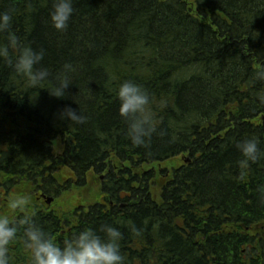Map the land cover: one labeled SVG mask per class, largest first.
I'll return each instance as SVG.
<instances>
[{
    "label": "trees",
    "instance_id": "1",
    "mask_svg": "<svg viewBox=\"0 0 264 264\" xmlns=\"http://www.w3.org/2000/svg\"><path fill=\"white\" fill-rule=\"evenodd\" d=\"M53 3L0 0L13 17L12 59L23 46L43 50L38 67L50 73L32 87L0 58V215L22 217L7 205L27 197V214L61 247L112 225L125 264H264V236L253 233L264 223V156L241 169L237 147L255 137L264 153V0H73L64 31L52 26ZM66 64L72 85L53 97ZM128 80L150 96L146 147L119 113ZM66 105L86 121H61ZM62 167L73 174L63 182ZM90 171L100 188L56 210ZM9 264H32L23 228Z\"/></svg>",
    "mask_w": 264,
    "mask_h": 264
},
{
    "label": "clouds",
    "instance_id": "2",
    "mask_svg": "<svg viewBox=\"0 0 264 264\" xmlns=\"http://www.w3.org/2000/svg\"><path fill=\"white\" fill-rule=\"evenodd\" d=\"M73 0H54L51 12L52 26L58 31H64L73 15ZM13 17L5 11L0 12V33H8V44H0V58L8 60L14 71L27 79L32 87L43 84L50 75L46 68L38 67L44 59V51H36L31 46H23L19 55L13 60L10 46L17 44V37L10 31ZM65 73L57 77V84L48 89L49 94L56 98H64L71 82L67 72L72 70L70 64L64 66ZM257 79L264 80V70L258 71ZM120 101L119 113L127 121V136L132 144L140 147L147 146L155 129L148 110L149 94L132 80L123 82L117 92ZM264 104V96L259 97ZM58 117L61 121L82 124L87 117L77 109L66 105L60 110ZM243 159L239 164L246 169L251 163H256L264 156L257 138L245 139L237 144ZM27 197L9 199L8 208L19 211L24 215L18 219H10L0 215V264H9V246L17 239L18 231L23 228L24 238L32 251V264H125L121 254V232L112 225H101L99 230L84 229L71 239H66L61 247L54 238L39 227L33 217L27 214ZM103 233V235H101Z\"/></svg>",
    "mask_w": 264,
    "mask_h": 264
},
{
    "label": "rangeland",
    "instance_id": "3",
    "mask_svg": "<svg viewBox=\"0 0 264 264\" xmlns=\"http://www.w3.org/2000/svg\"><path fill=\"white\" fill-rule=\"evenodd\" d=\"M55 174L62 182L65 181V179L73 177L72 171L69 168L64 167L60 168ZM100 186V177L96 175L94 171H90L88 173V187L86 189L73 190L71 193L65 195L60 202H58L59 205L57 207L54 206L56 205V202L54 201L48 206L55 207L56 210L62 206L66 207H62L63 209H73L78 207L80 205L79 202L85 200L86 197L90 198V196L94 193V189L96 187L100 188ZM42 200L46 201V199ZM253 233H260L264 236V223L257 225Z\"/></svg>",
    "mask_w": 264,
    "mask_h": 264
},
{
    "label": "water",
    "instance_id": "4",
    "mask_svg": "<svg viewBox=\"0 0 264 264\" xmlns=\"http://www.w3.org/2000/svg\"><path fill=\"white\" fill-rule=\"evenodd\" d=\"M53 200H54L53 198H49L48 199V204H51L53 202Z\"/></svg>",
    "mask_w": 264,
    "mask_h": 264
}]
</instances>
